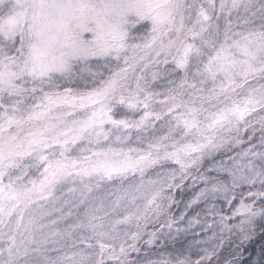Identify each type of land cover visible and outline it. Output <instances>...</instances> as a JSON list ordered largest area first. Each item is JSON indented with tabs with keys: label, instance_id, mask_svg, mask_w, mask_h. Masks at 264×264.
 Masks as SVG:
<instances>
[{
	"label": "snow or ice",
	"instance_id": "1",
	"mask_svg": "<svg viewBox=\"0 0 264 264\" xmlns=\"http://www.w3.org/2000/svg\"><path fill=\"white\" fill-rule=\"evenodd\" d=\"M0 264H264V0H0Z\"/></svg>",
	"mask_w": 264,
	"mask_h": 264
}]
</instances>
